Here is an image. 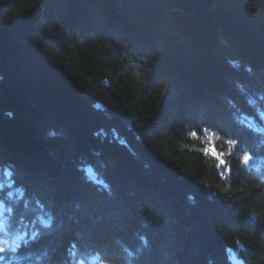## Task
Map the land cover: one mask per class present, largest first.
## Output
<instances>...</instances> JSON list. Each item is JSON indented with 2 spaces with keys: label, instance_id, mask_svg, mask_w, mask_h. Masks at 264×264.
Wrapping results in <instances>:
<instances>
[{
  "label": "trees",
  "instance_id": "16d2710c",
  "mask_svg": "<svg viewBox=\"0 0 264 264\" xmlns=\"http://www.w3.org/2000/svg\"><path fill=\"white\" fill-rule=\"evenodd\" d=\"M0 219V264H264V0H0Z\"/></svg>",
  "mask_w": 264,
  "mask_h": 264
},
{
  "label": "water",
  "instance_id": "95a60500",
  "mask_svg": "<svg viewBox=\"0 0 264 264\" xmlns=\"http://www.w3.org/2000/svg\"><path fill=\"white\" fill-rule=\"evenodd\" d=\"M163 8H180L186 12L207 13L212 9L214 0H155Z\"/></svg>",
  "mask_w": 264,
  "mask_h": 264
},
{
  "label": "bare ground",
  "instance_id": "6f19581e",
  "mask_svg": "<svg viewBox=\"0 0 264 264\" xmlns=\"http://www.w3.org/2000/svg\"><path fill=\"white\" fill-rule=\"evenodd\" d=\"M6 220H8L7 218H5ZM17 230V229H16Z\"/></svg>",
  "mask_w": 264,
  "mask_h": 264
}]
</instances>
